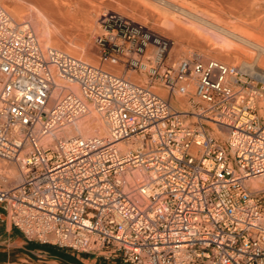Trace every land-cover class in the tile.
<instances>
[{
    "label": "built area",
    "instance_id": "built-area-1",
    "mask_svg": "<svg viewBox=\"0 0 264 264\" xmlns=\"http://www.w3.org/2000/svg\"><path fill=\"white\" fill-rule=\"evenodd\" d=\"M99 24L97 66L41 47L0 5V159L23 172L0 185L10 225L123 264H264V188L251 185L264 177V84L197 55L173 60L170 40L119 13ZM58 78L82 96L51 103ZM190 83L192 109L172 107ZM87 103L106 136L42 143Z\"/></svg>",
    "mask_w": 264,
    "mask_h": 264
},
{
    "label": "bare ground",
    "instance_id": "bare-ground-1",
    "mask_svg": "<svg viewBox=\"0 0 264 264\" xmlns=\"http://www.w3.org/2000/svg\"><path fill=\"white\" fill-rule=\"evenodd\" d=\"M21 1H23V3L25 1L32 4L34 9H30L29 12H27L26 8L16 1L11 0L13 6H8L5 0H1V2L10 9V13L1 3L0 5L16 23H26L32 28L41 47L45 49L52 48L50 46L59 49L63 48L67 52L69 51V53H72V55L69 53L67 54L71 56L75 55L77 56L76 58L83 59V61H94V63L97 61L94 58L95 50L86 40L88 31H85L83 28L85 26L78 24L79 12H77L78 6H81L80 10L85 15L83 21H87L86 23L92 22L93 20L89 19V14L95 13L98 10V6L93 4V2L97 0H80L81 2L78 4L76 3V5H73V3L52 4L48 0ZM117 1L125 5H130L131 7L134 6L136 9L139 5H142L140 10L143 6L146 10L148 9L151 11L155 9L154 11H157V15L161 17L163 21L162 26L169 32L186 41L195 42L196 44L202 43L204 44L203 47H205V45L213 47V49H211L217 54V58L221 60L235 63L242 59V61L238 62H241L242 65L228 66L237 67L239 71L250 75L258 82L264 84V4L261 0H191V4L180 2V0H158L156 2L158 8L154 9L150 6L152 3L151 1V3L149 2V6L148 2V4L146 3L147 5L144 3L145 0L144 2H141V0ZM152 5L154 4L152 3ZM66 12L68 15H66ZM144 12L146 11L144 10ZM25 18L28 19L23 21ZM70 22L73 23L71 24ZM59 49L56 50L66 53V51ZM249 52L256 53V56H252L254 54L251 55V53V56H249ZM196 55L206 64L212 60L225 64L214 59H207L202 53L193 50L188 52L184 51V54H179L177 57L173 56L170 51V57L173 60L190 58ZM244 57H249L252 61H246L243 59ZM253 59H255V62H253ZM110 65L111 64L105 65V69H110L109 71L118 76H123L134 83L143 82V79L137 81L135 77H131L134 75L124 76L116 73L119 72V70ZM195 88L196 85L190 83L187 96H181L176 93V99L171 98L172 107L177 108L178 104H189V97L191 94L195 93ZM69 90L81 95V91L77 85L68 84L58 78L56 80L55 90L52 94L51 103H54ZM87 104V111L82 116L66 124L64 127H58L51 131L48 136L43 138L42 143H52L53 140L60 137L68 138L81 136L83 138H88L93 136H106L109 131L108 122L99 114L94 104ZM260 114L264 117L263 109L260 110ZM222 133L223 137H227V133L223 131ZM8 163H15L18 170L11 166L7 167L2 165L3 167H1L0 165V169L2 168L3 171L7 173L0 174V180L6 186H14L22 181L23 172L18 163ZM251 185L254 188H264V177L258 180H252Z\"/></svg>",
    "mask_w": 264,
    "mask_h": 264
},
{
    "label": "rangeland",
    "instance_id": "rangeland-1",
    "mask_svg": "<svg viewBox=\"0 0 264 264\" xmlns=\"http://www.w3.org/2000/svg\"><path fill=\"white\" fill-rule=\"evenodd\" d=\"M6 1V5L8 6H13V3L11 2V0H5ZM13 1H16L17 3H19L20 5H22L24 8H26L27 12H29L30 9H34V6L32 4H29L28 2H25L23 3V1L21 0H13ZM50 1L52 4H64V3H73V5H76V3H80L81 1L80 0H48ZM154 5H152V3ZM158 0H141V2H144L145 4L148 2L150 3L148 4V6H152L151 8H158V5H156ZM180 2H184L186 4H191L192 1L191 0H180ZM261 2L264 4V0H261ZM0 3L5 7V9L10 12V9L4 5L1 0H0ZM93 4L97 5L98 6V10L95 12V13H90L89 14V19L90 20H93L92 22L90 23H86L87 21H83L84 19V13L81 12L80 10V7L78 6V9H77V12H79L78 14V24L80 25H83L85 27H83L85 29V31H88L87 32V36H86V40L88 43H90V45H92L93 49L95 50V60H97L95 63L94 61L93 62H88L87 60H84L88 63H91L93 65H99V50L96 48L95 44H94V38L97 34H100L101 33V28H100V24H99V19L102 15L106 14V13H119L123 16H126L130 19H132L133 21H136V22H139L143 25H146L148 26L149 28H151L153 31H155L157 34L161 35L162 37L170 40L172 42V48L171 49V53L173 56H179V54H184V51L185 52H188L190 50H193V51H197V52H200L202 53L207 59H214V60H217V61H220V62H223L227 65H242L241 62L238 63L239 61H242L239 60V61H236L235 63L231 62V61H224V60H221L220 58H217V54L212 50L213 47H210L209 45H205L200 43V44H196L195 42H190V41H186L182 38H179L178 36L174 35L173 33L169 32L167 29L164 28V26H162V19L161 17H159L157 15V11L155 12L154 10H147L144 9L145 7L143 6L140 10V7L142 5H139L137 7V9L133 6L131 7L130 5H125L121 2H118L117 0H97L95 2H93ZM146 4V5H147ZM29 6V8H28ZM135 8V9H134ZM160 8V7H159ZM143 9V11H142ZM144 10L147 12H144ZM162 10V9H161ZM153 11V13H152ZM142 12V13H141ZM144 12V14H143ZM151 12V14H150ZM263 12H264V8H263ZM11 13V12H10ZM73 13V12H72ZM66 15L67 12H66ZM145 17H144V16ZM28 18H25V20L23 19V21H26ZM21 22V21H20ZM71 24L73 22H70ZM88 24V25H86ZM90 24V25H89ZM92 24V25H91ZM162 26V27H161ZM182 39V40H181ZM93 41V42H92ZM196 44V45H195ZM198 45V46H197ZM202 45V46H201ZM207 46V47H206ZM52 48H55V49H59L57 47H53V46H50ZM212 48V49H211ZM59 50H62V51H66L65 49L63 48H60ZM183 51V52H182ZM66 53H69V51ZM256 56L255 54L256 53H252V52H249V56ZM72 55V53H69ZM75 56V55H73ZM77 57V56H75ZM230 59V58H229ZM244 60L246 61H252L251 58L249 57H244L243 58ZM83 60V59H82ZM253 62H255V59H253ZM110 66H113L114 68H116L117 70H119V72H116L118 74H121V75H124V76H130V75H134V76H131V77H135V79L137 81H140L141 79L144 80V77L141 78L139 77L138 75L134 74V73H126L124 71L123 68H120V67H116L114 65H110ZM107 68V67H106ZM110 70V69H109ZM129 74V75H127ZM158 92L163 95L164 97L167 98V91H164L162 89H159ZM178 107L177 108H181V109H185V110H191L192 109V103L189 102V104H178L177 105ZM104 120V119H103ZM0 165L1 167L3 166H7V167H14V168H17L18 170V167L15 163H8L2 159H0ZM3 165V166H2ZM2 172V173H1ZM6 172L3 171V169L1 168L0 169V174H5ZM7 174V173H6ZM1 176V175H0ZM0 185H4L6 186L1 180H0ZM23 235L18 232L15 228H13L9 221H8V218H7V213H6V210H4L2 207H0V248L2 247H5V244H12V245H16V240H18V238H22Z\"/></svg>",
    "mask_w": 264,
    "mask_h": 264
},
{
    "label": "crops",
    "instance_id": "crops-1",
    "mask_svg": "<svg viewBox=\"0 0 264 264\" xmlns=\"http://www.w3.org/2000/svg\"><path fill=\"white\" fill-rule=\"evenodd\" d=\"M15 243L0 248V264H123L89 253H77L51 244L30 241L24 236Z\"/></svg>",
    "mask_w": 264,
    "mask_h": 264
}]
</instances>
